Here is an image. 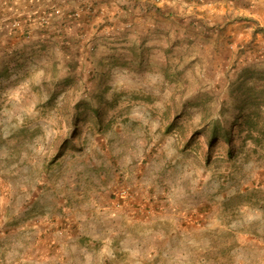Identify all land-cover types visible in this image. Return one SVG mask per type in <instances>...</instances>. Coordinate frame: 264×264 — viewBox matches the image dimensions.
<instances>
[{
	"label": "rangeland",
	"instance_id": "374dc122",
	"mask_svg": "<svg viewBox=\"0 0 264 264\" xmlns=\"http://www.w3.org/2000/svg\"><path fill=\"white\" fill-rule=\"evenodd\" d=\"M32 5L61 27L0 43V264H264V122L228 92L264 85V0ZM122 5L126 51L97 29Z\"/></svg>",
	"mask_w": 264,
	"mask_h": 264
},
{
	"label": "crops",
	"instance_id": "0c3cea01",
	"mask_svg": "<svg viewBox=\"0 0 264 264\" xmlns=\"http://www.w3.org/2000/svg\"><path fill=\"white\" fill-rule=\"evenodd\" d=\"M8 1L9 0H2V1L0 0V43L11 42L14 44L17 42L22 43V41H25L26 43V41L30 42L31 40L36 38H40L42 40L47 35V31L51 29H55L57 27L60 29L61 24H57V22L53 20L52 22L54 23L49 21L47 14L48 12H44L45 10L43 11V5L40 7H35L32 5V0H22L23 2L21 1L19 3H17L16 0H11L9 2ZM130 12H128L127 16L125 17L127 18L126 21L121 20L120 22H116L114 24L112 23L107 24L103 29L99 30L102 33L110 35L111 36L110 39H115V41L117 42L114 44L120 46L117 48V50L120 51H126L128 49L127 47L130 45V39H132V37L134 36H138V38L139 36L146 37L147 34L146 33L147 31H145V34L144 32H142L141 24L140 23L138 24L139 21L141 22V17L140 19L135 15L134 17L133 15H131ZM134 12L136 13V11ZM114 13L116 12L112 11V14ZM115 19L111 18V20H115ZM6 20H10V21L7 23L5 22ZM11 21L12 23L15 21L19 22V26L17 28H14L12 24L10 25ZM134 21L136 23H134ZM41 25L44 26L46 29H43ZM35 26H39L40 32L33 33ZM124 46L127 47L125 48ZM6 52L8 54H13L14 49L9 48V50H7ZM15 52H16L15 55L20 54V50Z\"/></svg>",
	"mask_w": 264,
	"mask_h": 264
},
{
	"label": "trees",
	"instance_id": "16d2710c",
	"mask_svg": "<svg viewBox=\"0 0 264 264\" xmlns=\"http://www.w3.org/2000/svg\"><path fill=\"white\" fill-rule=\"evenodd\" d=\"M122 9V13H124L123 15H121L123 18L121 19L122 21H126L127 18H125L128 14V12H130V9L128 7H126L125 5H122L121 7ZM106 21L108 20V16L107 14H105ZM104 16V17H105ZM117 18L116 13L113 14L112 19ZM108 22V21H107ZM107 22H105V24L107 25ZM102 26H98L97 29L101 30ZM104 27V26H103ZM255 33L256 32H261L264 34V27H262L261 25L258 24V22H256V27L254 28ZM35 32V28L33 30V33ZM39 32V31H38ZM145 39L141 40L139 43L141 44L142 42H144ZM39 46L41 48H45V43H43V41L38 42ZM131 47L133 46L130 45ZM238 51V52H237ZM236 52L234 53V55L232 56V61L230 63V65L228 66L229 69L233 68L234 66H236V63L238 62L239 57L241 56L242 53L244 52V49L242 47L238 48ZM116 54V55H115ZM114 55H112L111 57H107L104 59H101L99 61V63L102 65L103 67V71H105V69H107L109 66L113 67V66H117V65H122V66H127L130 67L132 65L133 59L135 58V55L133 58L131 59H126L124 57H122V55L120 53H115ZM137 54V53H135ZM106 67V68H105ZM253 72L251 70L246 71V73H241L239 75H237L236 79H231L229 81V86H228V92L231 94H234L235 91H243V89H245V94H244V101L247 102V104L250 107V110L248 111V117L246 118L245 124H246V128L247 130H253L254 128H257V125L259 122H264V120L261 121H257V119L255 117L258 116V118H262V114H264V85L258 87L253 83ZM243 106V104H242ZM244 108V107H243ZM242 108V109H243ZM213 131H212V135H211V140L214 141L215 139H219V140H224L225 142L229 143L230 142V137L229 134H225V135H220L218 132V129L213 127Z\"/></svg>",
	"mask_w": 264,
	"mask_h": 264
},
{
	"label": "built area",
	"instance_id": "2783aa9c",
	"mask_svg": "<svg viewBox=\"0 0 264 264\" xmlns=\"http://www.w3.org/2000/svg\"><path fill=\"white\" fill-rule=\"evenodd\" d=\"M12 26H13L14 28H17V27L19 26V22H17V21L13 22V23H12ZM122 193H124V191H123Z\"/></svg>",
	"mask_w": 264,
	"mask_h": 264
}]
</instances>
